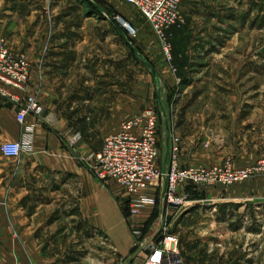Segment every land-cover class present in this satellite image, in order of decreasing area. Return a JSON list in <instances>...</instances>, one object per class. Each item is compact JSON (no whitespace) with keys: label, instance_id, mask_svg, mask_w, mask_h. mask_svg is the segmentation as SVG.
Returning <instances> with one entry per match:
<instances>
[{"label":"crops","instance_id":"obj_1","mask_svg":"<svg viewBox=\"0 0 264 264\" xmlns=\"http://www.w3.org/2000/svg\"><path fill=\"white\" fill-rule=\"evenodd\" d=\"M224 2H241L245 7L248 0ZM123 4L120 0H0V38L13 53L27 54L29 94L36 95L44 108L42 118L30 115L23 125L17 119V106L0 99V147L19 141L25 127L35 126L32 153L8 159L0 151V264H146L152 254L146 244L160 240L157 228L172 213L161 203L160 194L155 207L139 209L127 219L124 196L128 193L115 182L103 183L85 173L77 163V151L90 156L99 152L104 139L132 118L125 115L124 31L103 15L105 7L129 12ZM182 12L185 20L183 8ZM130 14L136 23L142 22L140 16ZM218 52L203 48L200 53L190 52L187 60L178 57L175 70L212 67ZM204 59L212 62L203 64ZM75 134L81 139L72 148L68 141ZM159 146L162 155L164 144ZM167 162L165 155L159 167L165 169ZM257 182L201 187L198 196L186 194L202 205L263 200L264 177ZM193 206L181 215H189ZM204 210L202 206L196 212ZM179 225L176 230L169 228L180 239V264H263V230L253 241L252 224L219 225L209 229L210 235L203 234L206 225ZM255 242L258 248L253 250Z\"/></svg>","mask_w":264,"mask_h":264},{"label":"rangeland","instance_id":"obj_2","mask_svg":"<svg viewBox=\"0 0 264 264\" xmlns=\"http://www.w3.org/2000/svg\"><path fill=\"white\" fill-rule=\"evenodd\" d=\"M182 1L185 25L166 31L172 61L166 57L163 43L136 8L126 5L124 1L123 5L129 12L125 8L120 10V7L118 11L112 7L104 8L107 17L121 16L137 31V36L131 38L125 29L115 23L124 31L125 66L122 78L125 115L134 117L148 108L157 112L158 141L159 145L164 144V155H160L158 166L159 161L163 162L165 155H168L169 162L176 157L184 168H210L226 163L237 169L253 167L264 160V0H248L245 7H241V2L225 3V0H211L215 1L211 3L216 6L207 4L209 0ZM131 11L140 16L142 22L136 23ZM172 30L174 34H170ZM202 32L205 33L201 35ZM212 45L219 51L213 56L214 66L206 65L194 72L175 70L178 57L187 60L190 52L200 53L203 48L211 50ZM126 58L131 66L127 67ZM202 61L203 64L212 62L206 59ZM76 155L77 163L83 167L77 165L85 173L94 175L91 163H87L92 156L78 151ZM181 158L185 160L184 164ZM169 162L164 166L168 167ZM263 177L251 181L259 179L260 182ZM198 188L201 187L184 186L181 190L190 196H198ZM200 201L193 204L192 212L187 216L181 215V210L169 208L163 203L166 210L172 213L168 220L161 222L157 233L160 234L163 227L176 230L180 222L193 226L206 225L207 231L203 234L208 235L209 229H219V225L252 224L255 232L252 234H256L252 236L253 241L259 239L258 231L263 230L264 264V198L234 205H202ZM202 206L206 210L196 212ZM241 207L245 209L244 212H239ZM214 208L219 209L214 212ZM235 209L238 211L233 212ZM136 212L130 197L125 195V217L130 219ZM258 243L253 244V250L258 248Z\"/></svg>","mask_w":264,"mask_h":264},{"label":"built area","instance_id":"obj_3","mask_svg":"<svg viewBox=\"0 0 264 264\" xmlns=\"http://www.w3.org/2000/svg\"><path fill=\"white\" fill-rule=\"evenodd\" d=\"M122 1L136 8L144 17L163 43L166 57L171 60V46L166 31L184 24L182 0ZM103 15L125 29L129 37L137 36L136 29L123 17L111 18L106 13ZM30 76L31 63L28 56L25 53H13L7 41L0 38V97L17 106V119L23 125L30 115L37 119L44 115L38 97L29 94ZM158 129L159 116L153 108H148L125 120L118 132L104 139L101 150L92 155V160H86L91 163L96 179L103 183L115 182L126 190L135 210L157 205L159 193L165 206L182 211L194 204L181 190L184 186L230 187L264 176V160L248 168H233L229 163L210 168H184L173 157L164 171L158 166ZM34 130V125L25 127L19 141L3 143L0 147L2 156L18 159L24 153H32ZM80 139V134L71 136L68 141L70 147L75 148ZM159 235L158 243L150 241L145 246L152 252L146 264H180L179 237L169 227H163Z\"/></svg>","mask_w":264,"mask_h":264}]
</instances>
